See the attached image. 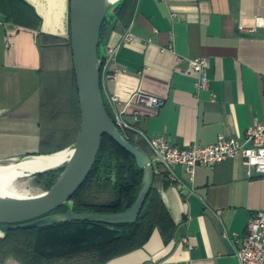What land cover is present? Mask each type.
Returning <instances> with one entry per match:
<instances>
[{"label":"crops","instance_id":"0c3cea01","mask_svg":"<svg viewBox=\"0 0 264 264\" xmlns=\"http://www.w3.org/2000/svg\"><path fill=\"white\" fill-rule=\"evenodd\" d=\"M259 20L264 0H135L131 19L108 18L102 50L104 57L109 47L117 52L104 61L103 95L114 118H140L127 134L139 149L153 158L150 140L158 137L179 149L221 136L244 142L264 122ZM70 43V0H0V163L76 142ZM197 58L209 60L210 87L202 92L187 72V60ZM137 95L165 104L151 108ZM65 114L71 122L63 131ZM165 172L156 167L155 185L177 226L174 238L166 244L156 231L142 249L106 264H239L249 221L264 209V177H249L241 156L198 167L194 176L182 166L171 178ZM14 245L0 252V264H32Z\"/></svg>","mask_w":264,"mask_h":264},{"label":"trees","instance_id":"16d2710c","mask_svg":"<svg viewBox=\"0 0 264 264\" xmlns=\"http://www.w3.org/2000/svg\"><path fill=\"white\" fill-rule=\"evenodd\" d=\"M134 10L135 0H125L109 14V17L115 15L126 20L129 16L131 19ZM108 18L102 31L101 44ZM72 87L74 102L69 103L70 113L80 133L81 109L74 68ZM107 109L115 121L108 105ZM126 138L139 148L132 134ZM64 149L66 147L48 154ZM62 172L63 170H58L38 175L37 181L48 191L55 185ZM166 172L162 175L168 179ZM143 178L144 172L138 168L135 157L120 147L110 136H104L98 159L89 178L72 199L74 211L104 214L128 211L138 198ZM156 178L157 174L141 214L134 224L72 222L33 230L10 231L6 232L5 239H0V252L5 250L12 253L16 244L32 256V264H106L117 257L142 249L156 231L168 244L174 238L177 226L155 185ZM104 187L112 188L113 198L106 202L95 201L93 195ZM65 212L66 208L60 207L54 214Z\"/></svg>","mask_w":264,"mask_h":264},{"label":"water","instance_id":"95a60500","mask_svg":"<svg viewBox=\"0 0 264 264\" xmlns=\"http://www.w3.org/2000/svg\"><path fill=\"white\" fill-rule=\"evenodd\" d=\"M125 0H70V28L73 64L79 92L81 129L76 142L53 154L29 156L21 162L71 150L70 160L60 166L37 171L34 176L63 170L55 185L43 194L28 199H0V227L4 232L33 230L61 223L92 222L108 225L134 224L154 185L156 170L149 154L133 145L111 117L102 89V31L109 14ZM110 136L135 157L144 172L142 186L131 209L119 214L76 213L72 199L89 178L98 159L102 139ZM30 176V175H29ZM65 207L63 214H54Z\"/></svg>","mask_w":264,"mask_h":264},{"label":"built area","instance_id":"2783aa9c","mask_svg":"<svg viewBox=\"0 0 264 264\" xmlns=\"http://www.w3.org/2000/svg\"><path fill=\"white\" fill-rule=\"evenodd\" d=\"M258 23L260 27H264L263 20H259ZM132 39V36H127L125 42H131ZM116 52V47H109L106 50L105 61H114ZM179 61L184 60L179 58ZM187 63V72L197 76V91L208 90L210 87L207 76L209 60L197 58L187 60ZM135 98L141 104L151 108L158 109L165 104L163 100L151 96L137 95ZM112 101L116 103L119 100L114 97ZM139 120L138 116L133 117L132 122L121 114L115 117L116 125L125 137L129 131L136 129L134 125ZM150 146L154 153L152 158L154 166H163L170 178L176 166L184 167L191 176H194L198 167H215L237 156L243 158L249 177H264V122L248 130L244 142L221 136L215 144L210 146L193 145L186 149H179L170 144L166 138L158 137L150 140ZM237 257L239 264H264V209L249 221L248 232L237 252Z\"/></svg>","mask_w":264,"mask_h":264},{"label":"bare ground","instance_id":"6f19581e","mask_svg":"<svg viewBox=\"0 0 264 264\" xmlns=\"http://www.w3.org/2000/svg\"><path fill=\"white\" fill-rule=\"evenodd\" d=\"M118 0H107L109 4ZM73 151L68 150L48 157H37L21 163L0 166V199H28L29 193L19 185V180L28 174H34L49 168H54L68 162ZM35 197V196H34Z\"/></svg>","mask_w":264,"mask_h":264},{"label":"rangeland","instance_id":"374dc122","mask_svg":"<svg viewBox=\"0 0 264 264\" xmlns=\"http://www.w3.org/2000/svg\"><path fill=\"white\" fill-rule=\"evenodd\" d=\"M64 116L65 117L62 120V122H63V131L70 129V122H71L70 119L67 118L66 114ZM31 159H34V158H31ZM20 161L21 160L3 162V163H0V166H8V165H12V164H17ZM19 185L22 186V188L25 191H27V193H29L28 196H31V197L41 195V194H43L46 191L41 185H39V183L37 181V177L34 176V175H31V174H28L26 177L20 179L19 180ZM112 198H113V191H112V188H110V187H104L101 190H99L98 193H95L93 195V199L95 201H98V202H106L108 200H111Z\"/></svg>","mask_w":264,"mask_h":264}]
</instances>
